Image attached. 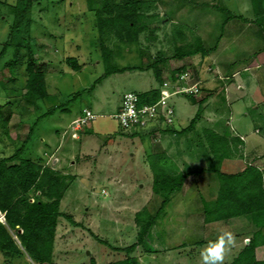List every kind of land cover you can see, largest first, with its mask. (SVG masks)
Here are the masks:
<instances>
[{
  "label": "rangeland",
  "instance_id": "obj_1",
  "mask_svg": "<svg viewBox=\"0 0 264 264\" xmlns=\"http://www.w3.org/2000/svg\"><path fill=\"white\" fill-rule=\"evenodd\" d=\"M16 1L0 0V50L8 40ZM226 9L249 21H227ZM156 12L160 18L141 33L139 45L121 44L119 48L115 39L108 41L119 51L115 59L120 65H144L150 56L168 57L163 78L169 83L161 88L171 90L166 104L172 109L171 120L156 123L151 127H157L153 132L148 128L131 135L136 130H123L112 117L125 92L157 86L152 70L115 73L97 83L93 91L89 89L105 69L88 0L33 3L31 44L35 57L48 64L45 80L49 97L30 103L22 95L27 73L16 57L23 58L25 49L16 54L9 46L0 59V158L12 155L37 121L22 155L70 176L60 208L79 225L60 217L52 264H89L91 258L100 263L125 256V251L116 247L124 248L137 240L135 213L143 206L153 210L159 201L152 190L147 162V157L157 151H165L183 171H198L187 177L144 244L132 253L140 264H202L201 252L221 233L231 232L235 241L225 264L250 238L254 227L247 216L212 224L204 220V203L212 200L211 194H217L219 187L215 173L207 169L216 167L217 162L208 149L204 129L212 128L229 137L239 134L243 140L220 169L236 172L255 164L264 172V100L260 101L255 92H264V32L254 21L258 15L252 0H161ZM174 22L186 24L194 32L187 30L190 38L192 33L200 35L209 53L173 58ZM139 49H144V56ZM68 56L76 57L81 69H72L65 60ZM183 65L188 69L183 71L189 77L188 84L203 78L200 84L211 89L222 80L225 88L206 99L194 128L179 135L166 129L186 126L198 109L196 99L206 92L191 95L192 100L188 94L173 91L180 83H176L178 73L174 76L171 71ZM238 92L245 95L240 97ZM85 107L98 115L89 124L92 131L85 130V125L77 137H72L73 120ZM53 108H57L54 113L42 117ZM9 113L7 121L1 118ZM257 249V258H264V245ZM0 264L36 263L27 255L6 258L0 251Z\"/></svg>",
  "mask_w": 264,
  "mask_h": 264
},
{
  "label": "trees",
  "instance_id": "obj_2",
  "mask_svg": "<svg viewBox=\"0 0 264 264\" xmlns=\"http://www.w3.org/2000/svg\"><path fill=\"white\" fill-rule=\"evenodd\" d=\"M34 1L36 0L16 1L13 8L14 21L10 27L8 40L0 50V59L9 46L15 48L16 54H19L22 49L26 50L24 57H16V61L18 64L25 65L27 78L22 95L30 103L49 97L45 80L48 64L35 57L34 46L31 44L30 29ZM159 1L161 0H88V8L93 16L105 69L103 75L98 77L89 89L93 91L97 83L115 73L136 69L152 70L157 86L135 92L139 96L140 104L154 103L159 99L164 81L163 65L168 57L157 55L151 58L150 56V60L144 65H120L115 59L119 51L108 43L115 39L114 43L120 46L119 48H122L121 44L139 45L141 33L150 29V23L155 18H160L159 13L156 12ZM252 3L258 15L254 21L259 26L262 25L260 27L264 32V0H252ZM226 10L227 21L235 18L249 21L243 15ZM173 25V58L183 59L196 54L206 56L209 53L210 49L205 47L201 36L193 34L194 32L186 24L174 22ZM187 30L193 32V35H190L192 38L189 37ZM139 51L141 56H144V49ZM65 60L72 69H81V64L76 57L68 56ZM233 64L236 65V62ZM185 70L188 71L183 65L174 68L171 73L175 76ZM218 82L217 88L211 89L200 84V91L206 92L196 99L198 109L194 117L180 129L167 128L166 130H172L181 135L193 129L201 115L202 104L208 97L224 90L225 83L222 80ZM2 85L5 87L4 81ZM194 95L197 96V94ZM190 98L194 100L193 97ZM56 109L53 108L44 113L42 117L54 113ZM9 117L10 113L1 118L7 121ZM36 123L37 121L31 126L23 143L12 155L0 158V212L4 215V220H0V251L6 258L27 255L36 264H52L60 217H65L73 225H79V223L71 214L63 212L60 208L61 200L69 186L67 179L70 176L22 155L25 145L33 137ZM87 126L88 129L85 128V130L91 132V128ZM119 127L121 128L120 125ZM155 128L157 127L151 128L149 132H153ZM138 131L141 130L130 134L135 135L139 133ZM204 134L208 149L217 162L216 167L210 166L207 169L215 173L219 182L215 199L204 203V219L206 222H212L247 216L254 227L250 238L237 255L225 264H264V258H257L256 255L257 247L264 245V172L255 164H248L236 172L220 169L219 166L223 160L231 157L238 149V143L243 140L239 134L229 137L212 128H205ZM147 162L152 171V190L159 198L156 208L151 210L148 206H143L135 213L134 220L139 225L137 240L124 248L116 247L118 250L125 251L123 258L100 263L91 258L89 264H140L138 258L132 253L139 245L144 244L150 230L164 215L168 203L173 195L182 189L187 177L198 171L179 169L165 151L150 154ZM37 191L41 194L36 195ZM33 194L36 198L31 200L34 197ZM100 241L104 240L100 239Z\"/></svg>",
  "mask_w": 264,
  "mask_h": 264
},
{
  "label": "built area",
  "instance_id": "obj_3",
  "mask_svg": "<svg viewBox=\"0 0 264 264\" xmlns=\"http://www.w3.org/2000/svg\"><path fill=\"white\" fill-rule=\"evenodd\" d=\"M176 77V83L179 81L180 86L173 91L188 95L199 93L200 80H195V83L188 84L189 77H186L184 72L178 73ZM168 83L164 81L163 85L166 86ZM170 93L171 90L169 91L168 88H161V95L156 102L140 104L138 94L135 91H127L123 94L120 106L112 117L117 120V123L125 131L145 130L161 120L165 121L167 119L170 121L169 115L172 114V109L166 105ZM165 106L167 107L165 108ZM97 117L98 115L91 108H83L81 114L73 120L74 125L70 129L72 137H77L81 128L91 124Z\"/></svg>",
  "mask_w": 264,
  "mask_h": 264
},
{
  "label": "clouds",
  "instance_id": "obj_4",
  "mask_svg": "<svg viewBox=\"0 0 264 264\" xmlns=\"http://www.w3.org/2000/svg\"><path fill=\"white\" fill-rule=\"evenodd\" d=\"M234 241L235 237L231 232L221 233L216 241L201 252L202 264H224Z\"/></svg>",
  "mask_w": 264,
  "mask_h": 264
},
{
  "label": "crops",
  "instance_id": "obj_5",
  "mask_svg": "<svg viewBox=\"0 0 264 264\" xmlns=\"http://www.w3.org/2000/svg\"><path fill=\"white\" fill-rule=\"evenodd\" d=\"M201 79H203V78H201ZM200 79V80H201ZM255 92H256V94H257V97L259 98V100L260 101H262V100H264V92L262 91V90H260V89H256L255 90ZM239 93V96L240 97H243V95H245V94H243L242 92L240 93V92H238ZM256 97V98H257ZM255 98V99H256ZM256 101H258V99L256 100ZM257 103V102H256ZM258 103H259V101H258ZM257 105H259V104H257ZM241 132H243V131H241ZM243 133H245L246 135L248 134V132H243ZM213 193V192H212ZM215 197H216V193H213V194H211V196H210V199H215ZM208 199V198H207ZM208 201H210V200H208ZM205 220V219H204ZM187 223H188V221H187ZM207 224H212V223H214V221H212V222H206ZM241 250V249H240ZM256 251H257V253H258V249H256Z\"/></svg>",
  "mask_w": 264,
  "mask_h": 264
},
{
  "label": "water",
  "instance_id": "obj_6",
  "mask_svg": "<svg viewBox=\"0 0 264 264\" xmlns=\"http://www.w3.org/2000/svg\"><path fill=\"white\" fill-rule=\"evenodd\" d=\"M1 213V212H0ZM1 221H3V219H1Z\"/></svg>",
  "mask_w": 264,
  "mask_h": 264
}]
</instances>
